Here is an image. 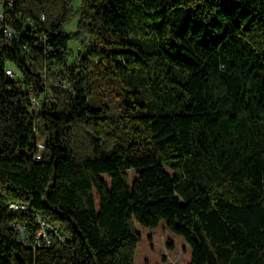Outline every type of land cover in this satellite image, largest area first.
<instances>
[{"label": "trees", "instance_id": "trees-1", "mask_svg": "<svg viewBox=\"0 0 264 264\" xmlns=\"http://www.w3.org/2000/svg\"><path fill=\"white\" fill-rule=\"evenodd\" d=\"M72 2L0 0V264H136L163 220L186 264H264V0Z\"/></svg>", "mask_w": 264, "mask_h": 264}, {"label": "rangeland", "instance_id": "rangeland-1", "mask_svg": "<svg viewBox=\"0 0 264 264\" xmlns=\"http://www.w3.org/2000/svg\"><path fill=\"white\" fill-rule=\"evenodd\" d=\"M80 0H73L72 2V8L75 10L79 7ZM78 18L75 17L66 27L67 30H74L76 26ZM144 73L139 71L136 73L133 77H128L123 79V81H108L105 83L104 87L109 92L111 88H114L118 92L122 91L125 88L131 87L132 89H136L139 91V94H137L139 100L141 102L144 101V95L145 89H146V81H149L148 79L144 78ZM122 80V79H120ZM105 92V98L108 100V98L112 99V102L114 104V107L118 105L119 97L120 95H116L115 91L113 95H110L109 93ZM100 90H97V93H95V96L99 95ZM100 98V96H98ZM114 110V109H113ZM173 109H171L172 111ZM135 172L132 170L130 171V176L134 177ZM163 223V224H161ZM166 222L163 220L160 222V224L154 228V229H148L145 227H142L144 230L143 232V238L139 242L136 252V264H186L191 257V249L186 244V242L183 240V238L179 235H176L172 232H170L166 227ZM52 228V227H51ZM138 229L141 230L140 227ZM60 236V235H59ZM63 237V236H60ZM148 245V246H146ZM145 247V249H144ZM149 249L151 253L150 260H146L144 263L142 261V255L144 250L146 251ZM147 258V257H145Z\"/></svg>", "mask_w": 264, "mask_h": 264}, {"label": "built area", "instance_id": "built-area-1", "mask_svg": "<svg viewBox=\"0 0 264 264\" xmlns=\"http://www.w3.org/2000/svg\"><path fill=\"white\" fill-rule=\"evenodd\" d=\"M3 19H4V13L1 10V3H0V32H2L6 37H12V36H14V29L11 26H9V25L4 24L3 23ZM6 72H7L8 75L14 76L13 69L7 68ZM33 103L34 104H37L38 102H37L36 99H33ZM37 146H38V152L36 153L35 158L36 159H40V157H41V151L44 148V141H43V137L42 136L39 138L38 143H37ZM9 207L12 210H19V209L25 210L29 206L26 203H23V202H16V201L14 202V201H12V202L9 203ZM39 221H41V220L39 219ZM42 223H44V222H42ZM13 226H14V228L16 229V231L19 234V239L22 242H24L25 244H29L28 234L26 232L25 225L22 224V223H19V222H15L13 224ZM58 235H59V233H58ZM51 244H52V241L48 237L46 231H42L39 234L38 238H37L36 246L35 247L41 246V245L50 246Z\"/></svg>", "mask_w": 264, "mask_h": 264}]
</instances>
